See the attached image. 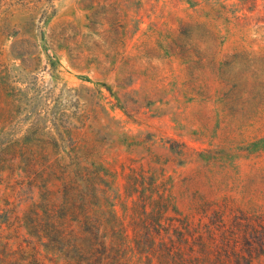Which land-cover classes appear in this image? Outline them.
Here are the masks:
<instances>
[{"label":"rangeland","instance_id":"374dc122","mask_svg":"<svg viewBox=\"0 0 264 264\" xmlns=\"http://www.w3.org/2000/svg\"><path fill=\"white\" fill-rule=\"evenodd\" d=\"M66 165L103 166L90 189L130 234L139 194L163 193L214 244H256L264 0H0V264H48L19 217L60 200Z\"/></svg>","mask_w":264,"mask_h":264},{"label":"trees","instance_id":"16d2710c","mask_svg":"<svg viewBox=\"0 0 264 264\" xmlns=\"http://www.w3.org/2000/svg\"><path fill=\"white\" fill-rule=\"evenodd\" d=\"M86 168L91 173L84 170L73 172L69 165L61 167L59 179L64 183L57 174L55 176L53 171L50 172L62 183L61 189L59 187L56 191H60V200H48L44 206H38L41 212L37 210L33 214L30 211L19 217L22 227L27 223L36 230L34 235L50 255H44L48 264H255V259L264 253L263 238L258 234L264 235V225L257 230L256 225L248 221L247 227L254 229L251 232L256 244H249L252 241L247 238L245 241L248 244H230L224 237L221 243L214 244L217 236L211 231L214 222H192L187 215H166L168 205L163 193L156 199L152 195L148 199L141 192L132 204V211H136L137 215L134 223L140 228H133L131 234L126 229L116 228L120 219L114 204L108 206L106 196L89 186L90 180L94 182V175L102 176L98 169L103 166ZM71 172L73 174L70 175ZM135 174L133 171V176ZM140 175L144 177L143 173ZM74 176L77 181L86 184L82 187L73 180ZM67 177H70L69 184ZM153 183L149 185L151 189L155 187ZM128 187L134 193L140 192L138 184L132 186L129 183ZM87 190L93 199L102 203L87 199ZM105 211L111 216H104L101 212ZM243 219L247 218L238 217L234 224L241 223ZM219 221L221 225L217 224L218 229L224 224L223 218Z\"/></svg>","mask_w":264,"mask_h":264}]
</instances>
